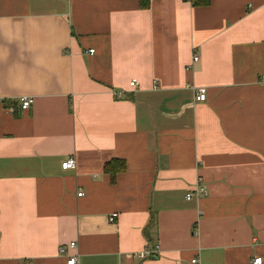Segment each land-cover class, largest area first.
<instances>
[{"label": "crops", "instance_id": "0c3cea01", "mask_svg": "<svg viewBox=\"0 0 264 264\" xmlns=\"http://www.w3.org/2000/svg\"><path fill=\"white\" fill-rule=\"evenodd\" d=\"M207 1L0 0V264H264V0Z\"/></svg>", "mask_w": 264, "mask_h": 264}, {"label": "built area", "instance_id": "2783aa9c", "mask_svg": "<svg viewBox=\"0 0 264 264\" xmlns=\"http://www.w3.org/2000/svg\"><path fill=\"white\" fill-rule=\"evenodd\" d=\"M186 1H189V2H192V0H186ZM89 52H93V49L92 48H89L88 50ZM197 59V56L196 55H193L192 56V60H196ZM261 81H264V74L261 75ZM131 86L132 84H134V79L131 80V82L129 83ZM195 89V99L196 100H199V101H203L205 100L206 98V89H204L203 87H197V88H194ZM115 94L119 95L121 94L120 91H115ZM32 99L31 97H22L21 100H20V108L22 109H26L30 103H31ZM75 166V160L73 157L71 156H68L66 157L65 159H63L61 161V164H60V167L62 168H74ZM205 186L202 185V184H199L197 185L193 191H189L186 196L187 198H190L192 195L196 194V195H201L203 193H205ZM82 192L81 191H77V195H80ZM117 216V213L116 212H112L110 215H109V219L112 220L114 217ZM76 243L74 241H70L68 243H64L62 245H59L58 248H57V251L59 254L61 255H64L66 256V264H78V261H77V257L76 255L74 254H70L68 253V250L69 248H73L75 247ZM155 247H152V249H143L141 251H139L138 253V256L144 258V257H147V256H151L152 253H154L155 251ZM192 262H195V259L191 260ZM262 258L261 256H255L251 259V263L252 264H261L262 262Z\"/></svg>", "mask_w": 264, "mask_h": 264}, {"label": "trees", "instance_id": "16d2710c", "mask_svg": "<svg viewBox=\"0 0 264 264\" xmlns=\"http://www.w3.org/2000/svg\"><path fill=\"white\" fill-rule=\"evenodd\" d=\"M193 3L202 4L207 3V0H192ZM139 4H141L142 7H147L149 5L148 0H139ZM120 165L123 166V163L120 161ZM113 176V174H111Z\"/></svg>", "mask_w": 264, "mask_h": 264}]
</instances>
